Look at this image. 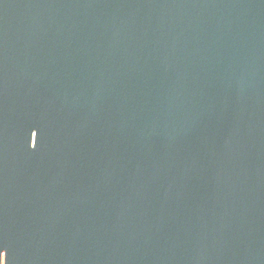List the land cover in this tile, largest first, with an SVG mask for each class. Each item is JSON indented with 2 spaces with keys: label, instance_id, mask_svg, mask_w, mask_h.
I'll return each mask as SVG.
<instances>
[{
  "label": "water",
  "instance_id": "95a60500",
  "mask_svg": "<svg viewBox=\"0 0 264 264\" xmlns=\"http://www.w3.org/2000/svg\"><path fill=\"white\" fill-rule=\"evenodd\" d=\"M0 264H264V0H0Z\"/></svg>",
  "mask_w": 264,
  "mask_h": 264
},
{
  "label": "snow or ice",
  "instance_id": "6c2138e0",
  "mask_svg": "<svg viewBox=\"0 0 264 264\" xmlns=\"http://www.w3.org/2000/svg\"><path fill=\"white\" fill-rule=\"evenodd\" d=\"M38 133L36 131L31 132L32 144L35 145V138L37 137ZM4 259L6 260L7 257L5 256Z\"/></svg>",
  "mask_w": 264,
  "mask_h": 264
}]
</instances>
